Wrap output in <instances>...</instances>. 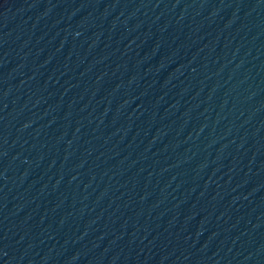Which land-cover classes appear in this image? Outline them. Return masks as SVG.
<instances>
[{"label":"water","instance_id":"obj_1","mask_svg":"<svg viewBox=\"0 0 264 264\" xmlns=\"http://www.w3.org/2000/svg\"><path fill=\"white\" fill-rule=\"evenodd\" d=\"M0 264H264V0H0Z\"/></svg>","mask_w":264,"mask_h":264}]
</instances>
